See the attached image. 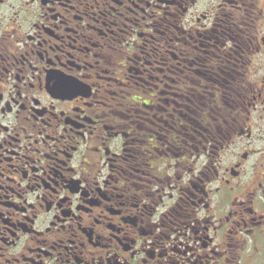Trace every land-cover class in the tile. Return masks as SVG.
<instances>
[{
    "label": "flooded vegetation",
    "instance_id": "af4514ba",
    "mask_svg": "<svg viewBox=\"0 0 264 264\" xmlns=\"http://www.w3.org/2000/svg\"><path fill=\"white\" fill-rule=\"evenodd\" d=\"M0 264H264V0H0Z\"/></svg>",
    "mask_w": 264,
    "mask_h": 264
},
{
    "label": "trees",
    "instance_id": "16d2710c",
    "mask_svg": "<svg viewBox=\"0 0 264 264\" xmlns=\"http://www.w3.org/2000/svg\"><path fill=\"white\" fill-rule=\"evenodd\" d=\"M240 93H241V98H243V94H246L248 92V88L245 87L242 83V86L239 87ZM201 96H196L195 99L193 100V109L194 111L196 110L197 115H202L201 111L204 110L206 113V116L204 118V120L207 121L208 124V129L210 133L213 134H209L208 136V140L211 143L212 140H217V134H215V130L217 127H222L225 126V124L227 122H231L232 119H239L241 120L242 118V111H237L232 117V115L229 112V109L227 107V104H217L215 102L212 101V98L209 97V102L205 103L202 102L200 100ZM227 97V96H225ZM226 98L224 99L225 103ZM207 106V107H205ZM241 108L243 109V105L241 106Z\"/></svg>",
    "mask_w": 264,
    "mask_h": 264
}]
</instances>
